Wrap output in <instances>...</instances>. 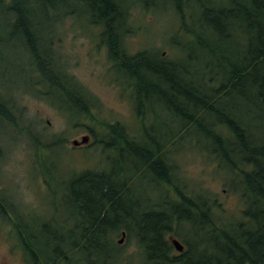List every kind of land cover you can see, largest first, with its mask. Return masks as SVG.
<instances>
[{"label": "trees", "instance_id": "1", "mask_svg": "<svg viewBox=\"0 0 264 264\" xmlns=\"http://www.w3.org/2000/svg\"><path fill=\"white\" fill-rule=\"evenodd\" d=\"M37 1L8 2L13 17L6 25L12 26L14 38H21L30 60L26 71L32 81L27 89L42 95L68 118L89 122L95 142L83 149L96 143L101 156L97 166L78 171L72 181L65 196L73 204L72 214L64 221L24 223L13 215L16 204L0 185V216L11 222L16 241L44 264H120L124 254L117 237L123 232L128 241H135L146 264H264V0H173L178 26L172 41L180 50L173 58L160 57V52L151 58L149 49L127 52L125 37L132 31L123 1L77 0L86 6L93 27L102 28L99 37L114 71L130 68L135 73L137 82L129 83V88L136 132L122 122L98 119L92 94L65 68L55 37L47 48L41 44L42 38L35 33L41 26L35 18ZM55 2L41 1L47 18L48 6H56ZM54 92L65 99L64 104L53 100ZM155 93L162 99L168 93L165 100L174 113L173 121L180 119V127H170L166 133V142L145 137L149 134L146 106ZM232 96L242 99V114L240 103L226 104ZM68 108L75 112L68 113ZM25 112L15 97L1 89L2 122L28 134L43 166L47 162L41 151L58 145L63 149V139L55 133L33 135V122L20 128ZM192 132L208 144L191 143ZM188 145L207 154L234 182L230 188L244 205L240 217L219 219L212 210L216 203L207 194H193L185 183H176V166L168 152ZM114 150L121 155H111ZM131 156H137V161L134 174L128 177L126 164ZM142 172L162 179L170 202L182 206L174 205L169 212L165 209L171 205L138 204L135 209L129 205L127 200L134 197L130 186ZM184 226L193 227L194 234L186 237ZM173 235L185 245L183 252L169 239Z\"/></svg>", "mask_w": 264, "mask_h": 264}, {"label": "rangeland", "instance_id": "2", "mask_svg": "<svg viewBox=\"0 0 264 264\" xmlns=\"http://www.w3.org/2000/svg\"><path fill=\"white\" fill-rule=\"evenodd\" d=\"M9 1L0 0V91L5 90L26 109L24 118L29 124L19 120L20 128H27L33 122L32 134L35 136L44 137V133L58 134L62 136L63 149L58 145L51 151L50 149L42 150L41 157L44 161L46 159L47 164L44 163L41 166V162L34 155L35 146L28 142V134L23 129L19 131L9 127L0 118V185L3 184L6 188L8 200L11 202V198L16 204L13 215L24 223H45L52 221L53 218L64 221L72 214L71 205L73 204L65 198L72 181L76 175L80 174L78 171L85 167L97 166L101 153L96 149V143L83 149L89 143L95 142V136L90 132L89 122H77L73 118H68L42 95L38 96L27 89L32 81L26 71L30 60L25 55L21 38L19 36L14 38L13 30L10 29L12 26L6 25L8 19L13 17L8 11ZM41 1L38 0L35 5L37 8L35 18L41 24L35 33L42 38L41 44L47 48L55 37V47L63 56L65 68L92 94V104L98 119L122 122L136 132L138 121L129 88V83L135 85L137 82L135 73L131 72L130 68L124 72L114 71L113 62L108 57L107 46L99 37L102 28L93 27L85 5L77 0H57L56 6H48L50 17L47 18L42 12ZM121 1L128 9V23L132 31L125 37V49L128 53L135 54L140 50L149 49L152 51L149 54L151 58H155L159 52L160 57L164 58H173L180 54L178 46L172 41L178 26L173 0ZM193 2L194 0H191V3ZM68 14L70 15L66 16ZM64 16L63 20H59ZM117 30L120 35L122 33L120 22H118ZM52 54L56 57L54 51ZM167 85L168 83L164 82V88H167ZM167 94H164L162 99V95L155 93L146 106L149 121V134L145 136L146 138L156 136L160 142H166V133L170 127H180V119L173 121L174 113L169 110L165 100ZM52 98L57 103H65V99L55 92ZM235 103H240L239 112L242 114L241 98L232 96L226 102L229 107ZM66 109L67 106H64L63 111ZM69 112L73 114L75 111L68 108ZM85 135L90 136L87 143L73 145V141H81ZM191 138L190 142L193 144L199 142L208 144L207 140L198 139L195 132H192ZM145 140L148 144L151 143L149 138ZM114 152L115 150L111 152V155H121ZM168 153L171 162L176 166L174 175L176 183L179 185L180 182L185 183L189 192L193 194L198 192L207 194V197L216 203L212 205V210L219 219H225L228 215L229 220L233 221L235 217H240L244 205H240L239 195L230 188L231 182L232 184L234 182L226 177L225 172H222V169L207 157V154L189 145L182 150L177 151L175 148ZM136 161L137 156L129 158L126 164L128 177L134 174ZM118 165L121 166L122 163L119 162ZM42 168L47 179L40 170ZM130 188L133 190L134 197L127 202L134 209L138 204L147 208L150 205L159 208L171 205L167 206L165 211L172 212L174 205L182 206L180 202L173 200L170 202L171 196L164 189L162 179H158L153 173L138 174ZM193 230L191 226L182 227L186 237L193 235ZM8 234L17 239L11 222L0 216V235H4L0 237V256L6 254L8 243L5 237L10 239ZM121 237L122 235L118 236L117 240L119 241ZM173 237L180 240L177 235ZM169 239L171 240L170 236ZM119 244L124 254L120 264H146L139 255L134 240L128 241L125 236L124 241Z\"/></svg>", "mask_w": 264, "mask_h": 264}, {"label": "flooded vegetation", "instance_id": "3", "mask_svg": "<svg viewBox=\"0 0 264 264\" xmlns=\"http://www.w3.org/2000/svg\"><path fill=\"white\" fill-rule=\"evenodd\" d=\"M9 236L10 239L5 237V241L8 243L6 254L0 256V264H44L40 261H35L25 250L23 245L16 241L13 236ZM4 237V235H0ZM173 237V236H172ZM171 238V236H170Z\"/></svg>", "mask_w": 264, "mask_h": 264}, {"label": "water", "instance_id": "4", "mask_svg": "<svg viewBox=\"0 0 264 264\" xmlns=\"http://www.w3.org/2000/svg\"><path fill=\"white\" fill-rule=\"evenodd\" d=\"M89 139H90V136L85 135L82 137L81 141H79V140L73 141V145L79 146V145L85 144L89 141ZM125 236H126V232H123L122 237L119 240V243H122L124 241ZM171 241H172V244L174 245V247L177 251L183 252L185 250V245L179 239H177L175 237H171Z\"/></svg>", "mask_w": 264, "mask_h": 264}]
</instances>
